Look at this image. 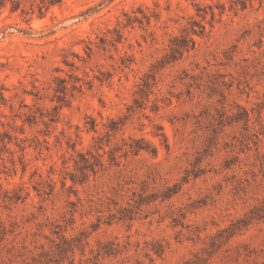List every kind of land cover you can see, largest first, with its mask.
<instances>
[{
	"label": "rangeland",
	"instance_id": "374dc122",
	"mask_svg": "<svg viewBox=\"0 0 264 264\" xmlns=\"http://www.w3.org/2000/svg\"><path fill=\"white\" fill-rule=\"evenodd\" d=\"M0 264H264V0H0Z\"/></svg>",
	"mask_w": 264,
	"mask_h": 264
},
{
	"label": "trees",
	"instance_id": "16d2710c",
	"mask_svg": "<svg viewBox=\"0 0 264 264\" xmlns=\"http://www.w3.org/2000/svg\"><path fill=\"white\" fill-rule=\"evenodd\" d=\"M195 45L194 40L192 38H188L186 36H183L182 38L178 39L177 38V46L175 48H172V52L170 53V59L171 60H176L180 57L182 52L184 50H188L190 48H193ZM132 147H137L135 150H138L141 148V146H132ZM81 163L79 165V169L82 171V173L85 175L84 178H86L87 171H96L97 165H101V161L99 158H95L94 161H91L84 153H81Z\"/></svg>",
	"mask_w": 264,
	"mask_h": 264
}]
</instances>
